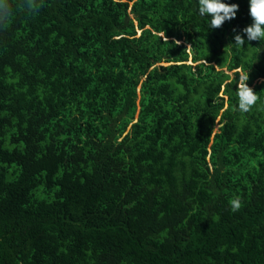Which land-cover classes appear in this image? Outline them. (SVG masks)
I'll return each mask as SVG.
<instances>
[{
    "label": "trees",
    "instance_id": "1",
    "mask_svg": "<svg viewBox=\"0 0 264 264\" xmlns=\"http://www.w3.org/2000/svg\"><path fill=\"white\" fill-rule=\"evenodd\" d=\"M35 2L0 27V264H264L248 0L217 29L197 0Z\"/></svg>",
    "mask_w": 264,
    "mask_h": 264
},
{
    "label": "clouds",
    "instance_id": "2",
    "mask_svg": "<svg viewBox=\"0 0 264 264\" xmlns=\"http://www.w3.org/2000/svg\"><path fill=\"white\" fill-rule=\"evenodd\" d=\"M249 15L252 23L238 31L234 28L232 37L233 45L241 47L245 42L254 40H264V0H248ZM21 7L28 14H35L39 5L35 0H22ZM239 5L237 3H228L226 0H197V11L199 16L206 17L208 28H220L226 21H231L237 15ZM14 14V9L10 0H0V27L6 26ZM248 77L241 75L237 80L236 103L239 111L249 112L256 105L258 97L256 92L249 87ZM233 211L239 208L238 198L230 200Z\"/></svg>",
    "mask_w": 264,
    "mask_h": 264
}]
</instances>
